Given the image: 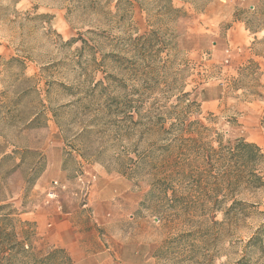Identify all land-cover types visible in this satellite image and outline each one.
<instances>
[{"label": "rangeland", "instance_id": "1", "mask_svg": "<svg viewBox=\"0 0 264 264\" xmlns=\"http://www.w3.org/2000/svg\"><path fill=\"white\" fill-rule=\"evenodd\" d=\"M118 1L0 0V230L27 245L14 264H72L40 241L32 214L88 233L78 264L105 260L113 230L118 264H237L264 222V190L211 192L218 168L205 155L226 139L264 153L263 73L235 67L226 41L235 21L264 31V0H172L182 13L158 21V0ZM254 43L264 56V39ZM10 58L25 68H7ZM232 201L250 206L246 217L224 219ZM108 213L113 223L98 226ZM247 259L264 262L257 250Z\"/></svg>", "mask_w": 264, "mask_h": 264}, {"label": "trees", "instance_id": "2", "mask_svg": "<svg viewBox=\"0 0 264 264\" xmlns=\"http://www.w3.org/2000/svg\"><path fill=\"white\" fill-rule=\"evenodd\" d=\"M118 5L121 0L118 1ZM117 5V7H118ZM158 13L155 15L156 21L158 20H173L177 18L182 12L181 9L175 8L172 4V0H158L156 3ZM93 9V7H91ZM157 31H162L160 28L156 31H151L147 38L156 37ZM74 41L68 42V44L73 43ZM83 44L85 42L83 41ZM18 65L21 70L25 68V65L22 61H19L17 58H10L6 61L5 66L7 68L16 67ZM188 94H185L187 96ZM202 101H207L203 99ZM196 103V102H195ZM17 105V104H16ZM196 106L199 108V104L196 103ZM37 121V117L32 118L27 125H32ZM191 142V141H190ZM209 156L205 155V159L209 163H214L218 168L217 174H209L210 179L218 183L214 185L211 189V192L214 191L216 187H219L220 190L225 191H236L238 189L242 190H264V177L260 174L259 167L264 165V153L261 148L252 142H247L244 139H226L224 142L221 140L217 142V148H213L208 144ZM181 161V159H179ZM166 162L163 161L162 165H165ZM186 166L183 165V162L178 163L174 173L178 180L180 178L187 176V171L185 170ZM163 176L167 179L170 177L167 173H164ZM165 181V180H164ZM163 193L166 196V187L163 189ZM172 199L176 200V192L173 189L171 191ZM210 209H218L222 205V201L213 199L212 197L208 199ZM218 205V206H216ZM250 206L241 202V201H232L231 205L227 208H224L223 216L226 219L232 213L238 212L242 217L247 216V208ZM2 207H0V210ZM1 222H8V218L0 220ZM8 239L9 244H3L0 250H8L6 258L4 259V264H14V257L17 253L23 252L25 245L23 242L15 241L10 238L13 237L12 232H4L0 230V238ZM251 250L259 251L264 257V222H262L253 235L247 239L243 244L244 256L237 262V264H248L247 255ZM61 253L60 251H55L46 256V260L52 258V256ZM67 260V257L64 258ZM264 264V262L262 263Z\"/></svg>", "mask_w": 264, "mask_h": 264}, {"label": "crops", "instance_id": "3", "mask_svg": "<svg viewBox=\"0 0 264 264\" xmlns=\"http://www.w3.org/2000/svg\"><path fill=\"white\" fill-rule=\"evenodd\" d=\"M262 39H264V31L261 33H251L245 27V23L241 21H235L232 27L228 29L226 35V41L228 45H235L234 47L237 50V52L232 55L235 61V67L238 65L243 66L245 64L253 63L259 68L258 71L263 73V78L264 56L256 52L255 47L257 44H253L254 41L258 42ZM96 193L99 196L96 200H99L101 203L103 201L100 198L101 190H98ZM112 193L114 195L111 194V198L105 200V203H108L111 206L117 203L115 200L117 196L115 195L116 191L113 189ZM106 216L112 218L110 220H106L105 218H97L98 226H105L106 224H109V222L113 223V216H111L110 213H108ZM26 219L35 223L36 236L41 237L40 241L49 245H54L56 248L63 249L72 264H78L88 257L86 253L88 248L86 245L89 244V236L87 235L88 233H79L77 230L78 228L75 227V223L71 222L68 218H65L62 215H57L52 219L53 224L47 222L45 216L38 214H32V216ZM118 237H120V233L116 232L115 230H113L111 234L108 233L106 238L109 242H111L112 245L107 250L108 254L106 255L105 260L98 264H118V261L123 254L122 245L118 246Z\"/></svg>", "mask_w": 264, "mask_h": 264}, {"label": "built area", "instance_id": "4", "mask_svg": "<svg viewBox=\"0 0 264 264\" xmlns=\"http://www.w3.org/2000/svg\"><path fill=\"white\" fill-rule=\"evenodd\" d=\"M226 54H229V50H226Z\"/></svg>", "mask_w": 264, "mask_h": 264}]
</instances>
